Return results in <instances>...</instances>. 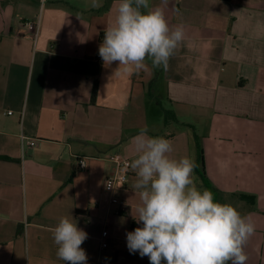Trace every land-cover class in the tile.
Wrapping results in <instances>:
<instances>
[{
  "label": "crops",
  "instance_id": "obj_1",
  "mask_svg": "<svg viewBox=\"0 0 264 264\" xmlns=\"http://www.w3.org/2000/svg\"><path fill=\"white\" fill-rule=\"evenodd\" d=\"M118 4L0 0V264H65L52 230L71 216L87 233V264H150L127 247L126 234L142 226L132 216L135 173L114 192L104 188L116 171L108 156L131 162L145 127L172 142L173 159L195 160L198 135L208 187L195 174L197 186L251 216L246 264H264V0H149L170 26H185L164 71L179 120L168 125L151 60L138 74H115L118 62L105 67L97 56ZM22 135L36 144L23 147ZM113 195L123 202L112 204ZM105 229L110 246L100 255Z\"/></svg>",
  "mask_w": 264,
  "mask_h": 264
},
{
  "label": "clouds",
  "instance_id": "obj_2",
  "mask_svg": "<svg viewBox=\"0 0 264 264\" xmlns=\"http://www.w3.org/2000/svg\"><path fill=\"white\" fill-rule=\"evenodd\" d=\"M184 39L185 26H170L162 7H150L149 0H119L115 22L104 30L99 56L105 67L118 62L115 74L121 69L138 74L146 69L147 60L166 71ZM134 148L137 155L129 167L140 202L132 216L142 226L126 234L128 250L147 256L150 264H246L245 247L256 229L251 216L198 187L195 160L170 158V140L150 137L145 127L134 137ZM52 231L58 259L87 264L81 247L87 233L72 216L61 217Z\"/></svg>",
  "mask_w": 264,
  "mask_h": 264
},
{
  "label": "built area",
  "instance_id": "obj_3",
  "mask_svg": "<svg viewBox=\"0 0 264 264\" xmlns=\"http://www.w3.org/2000/svg\"><path fill=\"white\" fill-rule=\"evenodd\" d=\"M99 58V54L97 55ZM9 113H12L10 111ZM23 147H32L36 144V138L22 135ZM116 164V171L113 175L107 177L104 181V188L109 192H114L117 187H123L130 175L131 168L129 167L130 160H128L123 154L115 153L108 156ZM79 167L81 169L87 166V157L79 156ZM123 201L118 195H113L111 198L112 204H121ZM110 233L107 229L103 230L99 240V252L103 255L107 248H109Z\"/></svg>",
  "mask_w": 264,
  "mask_h": 264
},
{
  "label": "trees",
  "instance_id": "obj_4",
  "mask_svg": "<svg viewBox=\"0 0 264 264\" xmlns=\"http://www.w3.org/2000/svg\"><path fill=\"white\" fill-rule=\"evenodd\" d=\"M156 72L159 75L160 73V68H156ZM97 95V84H95L94 89H93V94H92V101H95ZM178 117L176 112L173 109H166L164 108V123L165 125L178 122ZM195 137V143H196V169H195V174L202 178L204 184L208 187V181L206 179L205 174L202 171V163H203V149L199 140V137L197 134L194 135ZM240 198L243 200H246L250 203H255L256 196L255 195H249L245 193L239 194Z\"/></svg>",
  "mask_w": 264,
  "mask_h": 264
},
{
  "label": "rangeland",
  "instance_id": "obj_5",
  "mask_svg": "<svg viewBox=\"0 0 264 264\" xmlns=\"http://www.w3.org/2000/svg\"><path fill=\"white\" fill-rule=\"evenodd\" d=\"M164 69L161 67L160 68V77L162 79H160L158 82H156V86L153 87L151 86L153 89H155V93H156V99H158L161 103V108L163 111V121H164V108L166 109H173L172 108V104H170L164 97V95H166V93L164 92L166 90V84L163 81L164 79ZM154 91H151V93L153 94ZM154 95V94H153ZM195 122L197 123V121L195 120ZM196 125V124H195ZM197 126V125H196Z\"/></svg>",
  "mask_w": 264,
  "mask_h": 264
}]
</instances>
